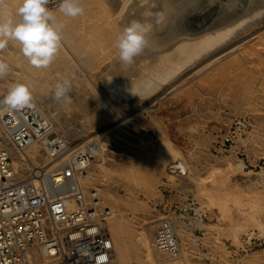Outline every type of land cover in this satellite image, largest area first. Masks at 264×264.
I'll list each match as a JSON object with an SVG mask.
<instances>
[{
  "label": "rangeland",
  "instance_id": "obj_1",
  "mask_svg": "<svg viewBox=\"0 0 264 264\" xmlns=\"http://www.w3.org/2000/svg\"><path fill=\"white\" fill-rule=\"evenodd\" d=\"M91 9H85L89 15L62 23L71 46L78 50L81 44L88 45L85 55L73 52L77 63L86 62L79 63L81 70L56 67V57L48 68H35L10 41L0 50V59L10 65L9 74L0 79V97L13 83H25L43 116L69 146L91 137L105 145V182L91 181L98 175L95 157L86 186L107 190L122 205L112 213L130 227L123 264H135L133 245L141 233L150 243L163 210L182 206L199 208L204 220L187 242L181 238L187 233L180 235L189 264H264V235L258 236L254 225L256 219L264 224V14L249 20L212 57L197 61L158 92L129 101L108 93L102 79L115 70L116 63L128 66L140 55L131 63L121 61L115 44L123 30L110 29L105 17ZM51 10L59 12L58 7ZM96 40L103 46L99 50ZM215 54L223 56L212 61ZM65 80L71 88L58 101L53 93ZM101 104L108 106L110 114ZM225 137L230 142L225 143ZM35 147L37 163L46 165L40 147ZM166 149L178 153L187 166L183 182L167 176L169 164H164L162 155ZM147 158L157 173L156 190L142 187ZM238 165L252 172L241 174ZM260 170L261 176L255 174ZM253 201L261 207L257 213L250 207ZM236 230L238 244L232 242ZM248 240L250 245L243 246Z\"/></svg>",
  "mask_w": 264,
  "mask_h": 264
},
{
  "label": "built area",
  "instance_id": "obj_2",
  "mask_svg": "<svg viewBox=\"0 0 264 264\" xmlns=\"http://www.w3.org/2000/svg\"><path fill=\"white\" fill-rule=\"evenodd\" d=\"M60 2L49 0L47 7L56 8ZM32 145L40 147L49 166L14 169L13 161ZM97 151L96 142L69 146L38 107L0 108V264L112 261V242L104 226L109 210L82 183ZM167 172L180 182L187 178L178 165L169 164ZM202 225L199 208L163 210L150 239L156 262L179 260L180 235H194Z\"/></svg>",
  "mask_w": 264,
  "mask_h": 264
},
{
  "label": "bare ground",
  "instance_id": "obj_3",
  "mask_svg": "<svg viewBox=\"0 0 264 264\" xmlns=\"http://www.w3.org/2000/svg\"><path fill=\"white\" fill-rule=\"evenodd\" d=\"M88 2L89 3H82L84 9L92 8L91 10H93V8H95L96 10H98L105 17L110 29L116 32L118 30H123L124 27L127 26L134 19H144V14L146 12L152 14L149 19L154 25L153 29L155 27L159 28L164 21L162 13L158 8L155 0H88ZM18 6L19 0H0V16L15 14ZM84 13L86 12L84 11ZM54 14L56 16L57 23L66 22L69 18L64 16L60 12H54ZM262 14H264V5L252 7L246 14L234 20L233 22L219 29L211 31L205 35L198 37H178L172 42L169 47L143 51L142 54H140L139 58H137L132 64H128V66H125V62L123 63L124 65H117L120 63H116L115 66L113 64V68H115V70L111 68L113 69L112 73L106 74L102 79V83L106 87L108 93H110L114 97L119 98L120 100L133 101L134 99H137L140 101L141 99L143 100L147 96L150 97L152 94L158 92L163 86L171 83L176 78V76L183 72L185 69L192 66L197 61L216 53V51L220 49V47L225 43V41L232 35L234 37L236 32H238L246 23H248L249 20L254 19V17H259L258 15ZM63 33L64 32L62 30L61 47L56 55V61L54 65L56 67L58 66L67 68L71 72L74 69L81 70V64H86V62L85 60L81 59V62H79L81 64L77 63L74 53H77L76 55L80 53H82L83 55L87 54L88 45L83 43V45L81 44L82 47L79 46V49L76 50L73 45L71 46V42L65 40L67 35H64ZM96 41L98 42V40ZM65 42H68L66 43L67 46L69 45L68 47L65 46ZM100 44L98 42V45H96V48L98 50L103 47ZM91 48L94 47L92 46ZM218 55L215 54L214 57L210 59L212 61H215L221 56H223ZM212 56L213 55H211V57ZM78 58L80 59V57ZM6 94L7 92L0 97V100H2ZM30 105L33 107H37L34 99L32 100V103ZM100 106L103 108V110L107 112L109 111V108L107 109L108 106H105L103 104H101ZM0 108L4 107L1 106ZM91 139L95 140L96 144L98 145V151L96 155L98 160V175L96 174L93 180L91 181H95L101 184L105 182V180L103 179L107 175V172L103 167L105 145L98 144L96 138L91 137ZM91 139L88 141L86 138L82 139L76 144V146L88 142H94ZM35 146L36 145H32L25 149L24 153L21 154L18 160L13 161L14 169L18 170L19 168H21V170H24L27 168L34 170L42 167L47 168V166H49H41L38 164L39 162L37 163L38 150ZM162 155L164 156V164L168 163L171 165H178V167L182 171H188L187 166L185 165L181 157L178 155V153H173V151L166 149L163 150ZM154 156L156 157V154L153 155V158ZM20 160H22L23 163H21ZM143 164V171H145L143 173L145 174V177L144 179H142L145 181L143 182L142 187L143 189L148 191L154 190L157 173L152 169L150 159H144ZM238 167L239 172L241 174H249L252 172L251 170L246 169L242 165H238ZM255 174L261 176L262 170ZM167 176H169L170 178H174L173 176H170L168 174ZM84 177L85 178L83 179L82 183L86 186V184H88L90 180L88 171ZM91 189L95 191L98 196H101L102 200L100 197H98L101 206L109 210V216L105 219V224L107 220L106 225L107 229L109 230L112 236V242L114 245L113 250L115 254V257L109 264H112L113 262H117V264H123L126 255L125 235L127 234L126 231H128L130 227L123 218H117L116 215L112 213L116 208H120L122 205L119 204L115 197L107 190H103L101 188L96 187ZM103 202H105L107 206H104ZM250 207L256 210L254 213H257V211L261 208L257 201L251 202ZM254 225L258 236H263L264 224H262L258 219H256L254 220ZM190 236L191 235L189 233L182 234L181 238L184 242H187ZM232 242L238 244L237 230L232 234ZM131 250L133 251V255L135 257V264H189V262L187 261L186 253H182V256L179 260L170 262L162 261L161 263H157L155 258L151 257L153 253L151 249V244L149 243L148 236L146 235V233L140 234L137 239V243L133 245ZM250 263L257 264L255 261H251Z\"/></svg>",
  "mask_w": 264,
  "mask_h": 264
},
{
  "label": "clouds",
  "instance_id": "obj_4",
  "mask_svg": "<svg viewBox=\"0 0 264 264\" xmlns=\"http://www.w3.org/2000/svg\"><path fill=\"white\" fill-rule=\"evenodd\" d=\"M49 0H19L15 14L0 16V50L15 42L21 54L35 68H48L54 61L62 41L64 25L57 23L54 11L47 7ZM58 10L66 17L76 18L85 9L81 0H61ZM146 12L144 19H134L124 27L116 38L115 47L119 58L131 63L149 45V33L153 23ZM10 65L0 59V79L9 74ZM70 82L65 80L55 87L54 98L61 100L70 91ZM32 93L27 84L13 83L0 100V106L8 110H19L32 103Z\"/></svg>",
  "mask_w": 264,
  "mask_h": 264
},
{
  "label": "water",
  "instance_id": "obj_5",
  "mask_svg": "<svg viewBox=\"0 0 264 264\" xmlns=\"http://www.w3.org/2000/svg\"><path fill=\"white\" fill-rule=\"evenodd\" d=\"M163 17L149 33L152 50L169 47L178 37H198L219 29L246 14L264 0H155Z\"/></svg>",
  "mask_w": 264,
  "mask_h": 264
}]
</instances>
